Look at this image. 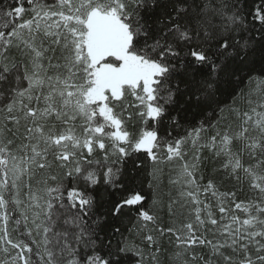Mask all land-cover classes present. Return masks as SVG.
<instances>
[{"label":"snow or ice","instance_id":"obj_1","mask_svg":"<svg viewBox=\"0 0 264 264\" xmlns=\"http://www.w3.org/2000/svg\"><path fill=\"white\" fill-rule=\"evenodd\" d=\"M0 264H264V0H0Z\"/></svg>","mask_w":264,"mask_h":264}]
</instances>
